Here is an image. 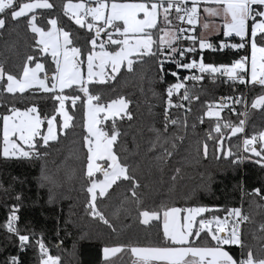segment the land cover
<instances>
[{"label": "trees", "instance_id": "16d2710c", "mask_svg": "<svg viewBox=\"0 0 264 264\" xmlns=\"http://www.w3.org/2000/svg\"><path fill=\"white\" fill-rule=\"evenodd\" d=\"M64 1L48 0L54 8L36 9V23L47 29V20L55 17L58 26L69 31L72 46L83 49L86 55L91 49L88 41L92 34L86 26L81 29L63 14ZM194 31L197 35V28ZM210 41L217 48L221 41L231 44L242 42L239 37L233 35L225 38L222 34ZM35 48L36 35L28 29L26 19L18 22L9 20L0 29V65L6 72L18 76L22 73L26 57L35 55L44 61L46 72L51 73L54 66L49 56L34 51ZM45 56L47 59H44ZM200 56L197 47V51L188 54L187 58L199 60ZM247 56V47L239 50L206 49L203 52L204 62L216 65H230L232 60ZM132 59L131 71L122 67L112 79L90 82L88 87L90 94L98 97V103L104 104L121 97L127 102L126 113L130 114L131 119L125 113L119 118L102 122L100 126L104 131H110L115 122L120 136L113 147L119 160L129 166L130 175L139 183L136 191L142 207H207L219 209V215L228 213L232 208H242L249 217V221L243 225L245 251L250 247L254 254H260L264 247V233L260 231V225L264 224V200L250 193L253 188L264 189V167L255 162L257 157L241 151V134L228 139L225 146L230 144L234 153L245 158L236 165L223 157L216 159L213 142L207 140V135L217 123V118L204 116L203 113L208 110L206 102L215 104L220 97L241 96V102L235 107L237 113H241L245 101V134L264 130V110L251 107L253 99L264 94V87L233 82L219 73L215 74L214 79L204 74L205 78L195 86L191 80L186 82L191 94L199 96L198 101H182L183 89L179 95L173 94V104L189 105L191 111L186 113L184 107H171L166 120L168 98L165 89L168 84L176 82L168 74L169 69L175 70V65L165 64L161 82L155 59L145 57L143 62H138L135 56ZM185 73L180 70V77ZM192 74L200 73H189ZM241 75L246 77L247 74L243 71ZM3 84L5 79L0 81V264L8 256L17 254L21 264H39L38 249L29 245L26 251L18 253L17 238L2 227L13 204L20 205L17 214L22 234L33 231L43 233L51 255L59 256L60 264H105L102 249L116 245H123L126 250L111 257V264H134L137 259L132 255L131 247L166 246L162 219L150 220L148 224L140 222L138 212L141 209L131 197V184L128 181H118L105 197H97V208L109 219L112 228L89 215V209L85 207L89 201L87 188L90 183L85 175L87 149L83 146V136L86 134L83 127L85 97L78 91V85L71 90L65 89L63 93L29 89L23 94H9L3 91ZM54 95L81 97L76 101L74 110L71 101H66L69 114L73 116L70 127L65 133H58L57 139L50 141L49 146L38 149L42 153L41 158L3 157L2 116L8 114V109L12 107H35L44 128L46 117L56 114L58 102L54 101ZM221 117L233 123L243 119V116L235 115L230 107L221 111ZM201 118L203 123L200 122ZM173 119L178 121L176 125L169 123ZM56 120L58 125L59 120ZM212 135L216 134L213 132ZM204 142L208 144L207 158L203 154ZM153 144L155 149L151 150ZM230 250L239 253L238 248Z\"/></svg>", "mask_w": 264, "mask_h": 264}, {"label": "snow or ice", "instance_id": "6c2138e0", "mask_svg": "<svg viewBox=\"0 0 264 264\" xmlns=\"http://www.w3.org/2000/svg\"><path fill=\"white\" fill-rule=\"evenodd\" d=\"M200 5H204L203 13L208 17L223 20L222 30L225 38H231L234 34L242 42L229 45L221 41L217 48L209 39L211 29L216 25L207 21L203 24L199 23ZM54 7L48 0H28V2L0 0V29H3L9 20L18 22L20 19H26L28 29L37 37L34 51L50 55L55 65L51 76L45 74L41 79L38 73L45 72V65L40 62L38 56L28 55L23 62L22 73L18 76L6 72L0 65V81L6 78L7 82L2 87L3 91L9 94H23L33 85L38 86L45 93H54L57 90L63 93L65 89L71 90L74 85H78V91L86 97L83 100V127L86 133L83 136V146L87 149L85 175L91 181L87 188L90 199L85 206L89 209V215L98 218L104 225L112 228L109 219L97 208V197H105L107 191L118 181H128L131 184L129 189L131 197L138 209H141L138 212L140 222L148 224L150 220L160 221L162 219L163 239L166 245L131 247L132 255L137 257L134 264H264V247L261 248L260 254H254L250 247L245 251L247 246L244 242L243 225L249 221V217L243 213L242 208L229 209L224 219L219 216L205 219L203 214L214 209L163 206L145 209L142 207L136 191L139 183L133 175H130L129 166L119 160L113 147L119 142L120 136L115 122L113 121L110 131L101 130L96 126L100 123L97 113L105 112V108L98 103V97L90 94L88 81L84 79L82 73L84 50L72 46L73 41L69 31L58 27V20L55 17L47 20V31L36 24V9ZM63 14L81 29L86 26L88 32L92 34L91 40L88 41L92 50L88 51L86 56L89 78L102 74L109 64L114 74L125 62L128 70L131 71L134 63L131 58L133 56L138 58V62H143L145 57L155 59L161 82L165 74V64L175 65V70L169 69L168 74L174 77L176 82L168 84L165 89L168 98L165 108L166 120H168L169 108L184 107L183 103L173 104L174 93L179 95L180 90L183 89V95L180 97L182 101L199 100V96L191 94L186 82L191 80L195 86L205 78L204 74L214 79L215 74L219 73L233 82L259 84L264 87V0H124V2L120 0H79L77 3H64ZM174 20L176 23L173 22ZM161 22L163 27H161ZM197 27L201 29L199 36L194 31ZM102 33L107 39H101ZM98 40H100L99 45ZM184 42H190V46H181ZM197 44L201 53L200 59L193 58L185 62L188 54L197 51ZM248 45L251 48V77L248 80H245V75H241L247 63L246 57L234 60L230 65L204 62L203 52L206 49L216 51L231 47L239 50ZM97 47L99 51H96ZM109 48L114 50L110 51ZM44 59H47V56ZM97 61L99 63H96ZM33 64L34 67L31 66ZM94 68L100 69V72H94ZM180 70H195L200 74L185 75L181 79ZM49 80L51 86L48 84ZM53 99L59 105L55 111L62 118V122L56 126L55 130L56 117H46L47 131H41L43 121L38 115H33L37 111L35 107L24 110L17 107L8 109L9 114L2 116L3 157L30 159L35 156L41 158L42 153L38 149L49 146L50 141L57 139L58 133H65V130L70 127L69 122L73 120V116L65 111L66 101H71L74 110L76 101L81 97L79 95H54ZM241 99V96H227L220 97L215 104L206 102L208 110L203 113L204 116L217 118V123L207 135V140L213 142L216 159L223 157L231 160L233 165L240 163L245 157L234 153L230 144L226 147V141L237 137V134H245L246 121L241 119L238 123H233L231 120H224L221 117V111L230 107L235 115H246V113L235 112V104H239ZM93 100H97L95 107L90 104ZM116 105L118 107L114 109ZM251 107L264 110V94L255 97ZM126 108L127 103L123 97L118 101H112L107 105L105 118L115 117ZM187 111L190 112L191 108ZM126 114L131 119L130 114ZM200 122L203 123V118ZM169 123L176 125L178 121L173 119L169 120ZM185 127H187L186 120ZM166 131L167 126H165ZM213 132L215 136L212 135ZM37 137L40 139H36ZM21 145H27L29 150L25 151ZM242 146L243 152L257 157L255 162L264 167V130L254 132L250 136L245 134ZM154 149L155 144L151 150ZM203 154L207 158V142L203 144ZM233 156L236 158L232 159ZM97 161H104L106 167H102ZM97 172L103 174V180L97 181L94 178ZM250 195L264 200V189L253 188ZM16 199L19 200L20 197L17 196ZM19 207V204L11 206L6 221L2 225L8 234L17 238L18 253L26 251L29 245H32L38 249L39 264H60V257L50 254L43 239V233L37 234L33 231L22 234L18 227ZM260 231L264 233V224L260 225ZM202 234L210 237L211 246H189L192 243L191 237L199 238ZM231 246L238 248L239 253L231 252ZM125 250L123 245L105 246L102 249L105 264H111L110 258ZM2 264H21V261L18 254L10 255Z\"/></svg>", "mask_w": 264, "mask_h": 264}, {"label": "rangeland", "instance_id": "374dc122", "mask_svg": "<svg viewBox=\"0 0 264 264\" xmlns=\"http://www.w3.org/2000/svg\"><path fill=\"white\" fill-rule=\"evenodd\" d=\"M25 2H28V0L27 1H25ZM66 2H71V3H77V2H79V0H65L64 1V3H66ZM120 2H124V0H120ZM37 24V23H36ZM37 26H39L38 24H37ZM59 27V26H58ZM45 31H47V29H44ZM101 39H107V37H106V35H103V33L101 34ZM36 40H37V37H36ZM99 43H100V40H98L97 41V44L99 45ZM247 48H248V46H247ZM92 50V48L90 49V51ZM108 50H114V49H108ZM96 51H99V48L97 47V49H96ZM46 53H44V55H45ZM48 55V54H47ZM49 56V58H50V61L52 62V58H51V56L50 55H48ZM86 56H87V54L84 56V64H83V67H82V73H83V76H84V79L85 80H87L88 81V84L90 83V82H105V81H107V80H110V79H112L113 78V76L117 73H113L112 72V68H111V65L109 64V65H107L106 67H105V69L103 70V73L102 74H98V75H95V76H93L92 78H89L88 76H87V62H86ZM134 57V56H133ZM133 57H131V58H133ZM40 62L41 63H43L44 64V61L43 60H40ZM249 68H248V70H249V79H250V77H251V48H250V56H249ZM96 63H99V61H97ZM53 64V63H52ZM45 65V64H44ZM32 67H34V64L33 65H31ZM53 66H54V68H55V65L53 64ZM122 67H124V68H128L127 67V64H126V62L125 63H123L122 65H121V68ZM93 71L94 72H96V73H99L100 72V69H98V68H94L93 69ZM45 74H47L49 77L51 76V74H52V72L51 73H47L46 72V69H45V72H42V73H38V75H39V77L41 78V79H43L44 78V75ZM7 81H6V78H5V83H6ZM48 84H49V86H51V81L49 80L48 81ZM29 89H37V90H39V91H43L42 89H40L38 86H36V85H33L31 88H29ZM29 89H26V90H29ZM57 91H59V90H57ZM60 92V91H59ZM85 99H86V97H85ZM120 98H118V99H115V100H112V101H118ZM112 101H109V102H107V103H99L100 105H103L104 106V108H105V112H101V113H97V119L100 121V123L99 124H97L96 126L98 127V128H100L101 130H103L102 128H101V123L102 122H105V121H107V120H113V119H115V118H119V117H121V116H123V115H125V113H126V109L124 110V111H121V112H119L118 113V115H116L115 117H111V116H108L107 118H105V116H106V112H107V105L108 104H110ZM125 101V100H124ZM126 102V101H125ZM127 103V102H126ZM90 104L93 106V107H95V105L97 104V102H95L94 100L93 101H91L90 102ZM59 106V105H58ZM57 106V107H58ZM116 107H118V105H116V106H114V109L116 108ZM21 110H24V109H21ZM65 111H67L68 112V114H69V111H68V109H67V107H66V104H65ZM9 114V113H8ZM33 115H38L39 116V114L37 113V111H36V113H34ZM70 115V114H69ZM56 116V118L59 120V123L60 122H62V118L60 117V114L59 113H57L56 112V114L55 115H53V116H50V117H55ZM71 116V115H70ZM40 117V116H39ZM41 118V117H40ZM41 120H42V118H41ZM43 121V120H42ZM58 123V124H59ZM70 123V122H69ZM56 126H57V120L55 119L54 120V130L56 129ZM2 128H3V121H2ZM43 130V132H46L47 131V119H45V126H44V128H43V123H42V125H41V131ZM38 138V137H37ZM3 134H2V145H1V154H2V150H3ZM22 147H23V149L25 150V151H28V147H27V145H21ZM98 163H100L101 164V166L102 167H106V163L104 162V161H97ZM86 165H87V163H86ZM94 178L97 180V181H100V180H103L104 179V176H103V174L102 173H100V172H97V173H95V176H94ZM90 184H91V181H90V183H89V186H90ZM88 186V187H89ZM99 190L97 189V192H98ZM89 199H90V195H89ZM203 216H204V218L205 219H210V218H212L213 216H219L221 219H224L226 216H227V213H225V214H222V215H219L218 214V211H215V210H213V211H211V212H209V213H205V214H203ZM233 219H234V217H233ZM200 247V246H199ZM227 247V246H226ZM234 246H231L230 248H233ZM136 259H137V257H135Z\"/></svg>", "mask_w": 264, "mask_h": 264}, {"label": "crops", "instance_id": "0c3cea01", "mask_svg": "<svg viewBox=\"0 0 264 264\" xmlns=\"http://www.w3.org/2000/svg\"><path fill=\"white\" fill-rule=\"evenodd\" d=\"M203 7H204V5H200L201 17H200L199 23L203 24L205 21H207L210 24L216 25L215 28L211 29V34L209 36V39L211 40V38H213L214 36H217L219 34L223 35V30H222L223 20L221 18L208 17L206 14L203 13ZM197 32H198L197 36H199L200 32H201V29L199 27H197ZM197 47H198V45H197ZM249 56H250V45H248V56H247L248 58H247L246 67L243 70L247 74L246 75L247 80L249 79V70H248V68H249V62H248L249 61ZM229 227H230V225H229ZM191 240H192V243L189 245L191 247L211 246V241H210L211 239L206 234H202L201 237H199V238H196V237L193 236V237H191ZM208 240L210 242L207 243ZM233 248H236V247L234 246Z\"/></svg>", "mask_w": 264, "mask_h": 264}, {"label": "built area", "instance_id": "2783aa9c", "mask_svg": "<svg viewBox=\"0 0 264 264\" xmlns=\"http://www.w3.org/2000/svg\"><path fill=\"white\" fill-rule=\"evenodd\" d=\"M190 6V5H189ZM174 23H176V21L174 20ZM186 27V26H185ZM224 43H226V44H231V43H228V42H225V41H223ZM181 46H183V47H188V46H190L189 45V42H184ZM228 48H231V47H228ZM227 48H225V49H223V50H226ZM246 58H248V57H246ZM192 59V57H189V58H187L186 59V61L185 62H188V61H190ZM238 60V59H237ZM234 60H232V62H233ZM231 62V63H232ZM245 67H246V65H245ZM186 73L184 74V76L185 75H189V73L190 72H192V71H195V70H192V71H188V70H184ZM243 72V71H242ZM183 77H181V79H182ZM245 80H247V78L245 77ZM235 82H238V83H241V82H239V81H235ZM235 105H237V104H235ZM188 108H190V106L189 105H185L184 106V111L187 113V112H189V111H187V109ZM232 110V109H231ZM235 112L237 113V109H236V107H235ZM246 112V105H245V101L243 102V107H242V112L241 113H245ZM244 117H245V115H243V120H244ZM215 126V125H214ZM213 126V127H214ZM244 135L245 134H241V138H240V146H241V151L243 152V146H242V140H243V138H244ZM251 135V134H250ZM249 135V136H250ZM244 153V152H243ZM213 227H215V225H213ZM51 254V253H50Z\"/></svg>", "mask_w": 264, "mask_h": 264}]
</instances>
